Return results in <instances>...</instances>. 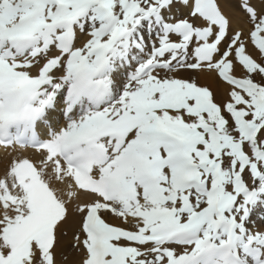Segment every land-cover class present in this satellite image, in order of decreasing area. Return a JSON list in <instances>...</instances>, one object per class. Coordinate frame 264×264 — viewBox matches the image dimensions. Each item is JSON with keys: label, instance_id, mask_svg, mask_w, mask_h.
I'll return each instance as SVG.
<instances>
[{"label": "snow or ice", "instance_id": "obj_1", "mask_svg": "<svg viewBox=\"0 0 264 264\" xmlns=\"http://www.w3.org/2000/svg\"><path fill=\"white\" fill-rule=\"evenodd\" d=\"M0 264H264V0H0Z\"/></svg>", "mask_w": 264, "mask_h": 264}]
</instances>
